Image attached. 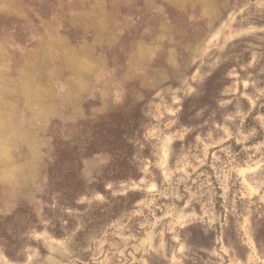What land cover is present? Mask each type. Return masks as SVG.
I'll list each match as a JSON object with an SVG mask.
<instances>
[{"label":"rangeland","instance_id":"1","mask_svg":"<svg viewBox=\"0 0 264 264\" xmlns=\"http://www.w3.org/2000/svg\"><path fill=\"white\" fill-rule=\"evenodd\" d=\"M0 264H264V0H0Z\"/></svg>","mask_w":264,"mask_h":264}]
</instances>
